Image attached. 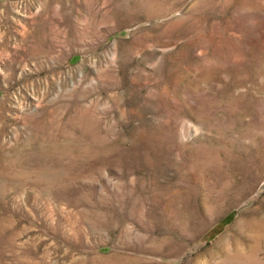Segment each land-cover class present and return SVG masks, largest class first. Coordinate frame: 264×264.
<instances>
[{"label":"rangeland","instance_id":"374dc122","mask_svg":"<svg viewBox=\"0 0 264 264\" xmlns=\"http://www.w3.org/2000/svg\"><path fill=\"white\" fill-rule=\"evenodd\" d=\"M0 264H264V0H0Z\"/></svg>","mask_w":264,"mask_h":264}]
</instances>
